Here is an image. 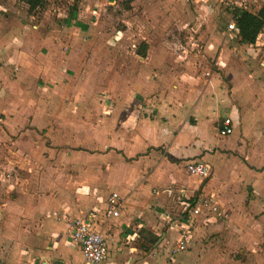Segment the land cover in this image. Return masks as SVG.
<instances>
[{
  "label": "crops",
  "instance_id": "1",
  "mask_svg": "<svg viewBox=\"0 0 264 264\" xmlns=\"http://www.w3.org/2000/svg\"><path fill=\"white\" fill-rule=\"evenodd\" d=\"M263 7L264 2L259 1L246 11L257 14ZM88 9L80 27H89L92 21ZM228 14V21L234 18V12ZM2 17L0 14V264H90L68 239V220L81 214L90 217L92 228L106 240L108 256L98 264H123L122 246L117 242L121 233L128 242L139 232L149 233L146 253L137 264H191V258L198 256L193 251L204 248L201 239L206 229L229 224L212 216L244 212L258 217L257 223L264 222V127L257 121V111L244 106L254 103H247L249 89L262 74L244 62L252 56L263 66L264 25L254 44L242 42L238 33L234 34L236 43H229L223 26V37H215L208 51L216 60L211 68L178 71L175 66H165L155 72L149 66L139 77H129L134 95L106 99L108 107L100 104L102 116L113 117L109 139L100 141L99 153L95 148H70L63 138L58 145H44L41 150L47 158L38 161V132L45 129L46 135L51 134L48 125L53 128L52 121L59 116L52 108L48 111L44 99H52L51 86L56 82L64 87L59 79L66 78L74 64L70 58L64 62L61 52L51 48L48 34L42 40L48 54L39 57V65L25 66L22 54L27 42L32 44L37 37L16 27L14 19ZM31 49L26 48L30 54ZM55 54L61 57L55 58ZM225 118H231L233 133L221 136ZM68 126L61 124V129ZM56 151L60 166L55 168V160L50 158ZM26 152L29 154L24 156ZM87 156H92L90 162H86ZM195 160L210 166L207 180L185 171L186 163ZM15 164L28 168L40 181H27L28 186H23L21 179L17 185V177L11 175ZM70 172L77 177L76 191L70 187L74 184ZM113 192L122 199L119 215L107 217V201ZM174 197L179 204H174ZM201 197H211L217 211L203 209L195 217V226L187 233L188 251L169 263L166 253L185 230L172 223L166 227L167 220L161 217L167 208L178 213L203 203ZM98 207L101 212L96 211ZM39 220H43L41 225L36 223ZM208 221L212 223L209 228Z\"/></svg>",
  "mask_w": 264,
  "mask_h": 264
},
{
  "label": "rangeland",
  "instance_id": "2",
  "mask_svg": "<svg viewBox=\"0 0 264 264\" xmlns=\"http://www.w3.org/2000/svg\"><path fill=\"white\" fill-rule=\"evenodd\" d=\"M86 7H89L87 14L92 17V21L87 24L89 27L83 28L80 27V22L82 23L86 16ZM229 12L231 10L222 0H47L41 8L32 13L28 12V6L20 0H0L2 19H14L16 27L20 25L32 37H37L34 43L27 42V46H24L25 53L21 58L23 64L26 62L25 66L37 63L39 65V57L48 54L49 48L46 49L48 46L44 42L48 34H51L48 36L52 42L51 48L57 53L61 52L64 62L70 58L74 64L67 71L66 78L58 77L62 80L59 82L64 84L63 88L57 82L54 85L48 82L52 85L53 95L52 99L50 96L44 99L43 105L48 111L52 108L59 116L56 121H52L53 128L48 125V128L52 129L49 130L51 134L46 135L45 129L38 132V161L47 158L41 150L44 145H58L63 138L67 139L70 148H95L96 153H99L97 150L101 149L100 141L109 139V121L113 117L102 116L100 104L103 102L102 104L108 107L106 99L113 98V101H116L134 95L128 83L129 77H139L149 66L155 72L165 66H175L178 71L181 68L206 69V66H215L216 60L209 56L208 51L215 37H223L220 29L228 22ZM222 20H225L224 23ZM224 38L231 44L237 41L234 33H229ZM27 47L32 48L31 54L26 50ZM61 56L55 54V58ZM244 65L262 73L254 80L252 89H249L251 97L247 99V103H254L244 106L251 111H257V121L264 127V64L260 67L258 58L251 56L249 62H244ZM255 65L258 67L255 68ZM61 124H68L69 128L61 129ZM97 129L105 131L106 135L100 134ZM28 154L26 152L24 156ZM91 157L87 156L86 162H90ZM59 158L58 151L55 152L54 158H50L55 160V168L56 165L60 166L56 161ZM69 174L73 176L74 181L70 187L76 191V174ZM11 175L17 177V185L21 179L23 186L27 185V181L33 182L32 184L40 181L28 168H19V164L12 168ZM8 195L13 197L11 192ZM174 199V204H179V200L175 197ZM200 199L206 204H212L211 197ZM2 204L0 201V205ZM97 209V212L100 211L99 207ZM182 211L177 213L175 210L165 209L161 219L167 220L166 227L170 226V223L180 227L182 218L189 217L188 212ZM212 217L220 220L219 223L224 220V224H229L219 229L213 225V229L216 227L217 230H205L206 233L201 239L204 248L193 251L198 253V256L191 258L193 262L197 260L199 264H264V222L257 223L258 217H249L244 212L226 217L216 214ZM212 217L207 219L211 220ZM209 221L207 228L212 224ZM36 223L41 225L43 220ZM159 223L160 220L156 225H160ZM158 227L162 229V226ZM124 235L121 233L117 240L118 245L122 246V263L137 264L146 253L148 246L145 244L149 243V233L139 232L133 242H128ZM132 247L136 250H130ZM110 251L112 252V248ZM162 251L163 248L157 249L158 255ZM167 254L168 252L166 259ZM136 255L140 257L134 260V263L131 262Z\"/></svg>",
  "mask_w": 264,
  "mask_h": 264
},
{
  "label": "built area",
  "instance_id": "3",
  "mask_svg": "<svg viewBox=\"0 0 264 264\" xmlns=\"http://www.w3.org/2000/svg\"><path fill=\"white\" fill-rule=\"evenodd\" d=\"M226 3L229 9L233 12L236 9H249L253 5H256L259 1L264 2V0H222ZM225 29L229 33H238V28L234 18H230V20L224 25ZM264 59V56H263ZM219 133L221 136H228L233 133V124L231 118H225L222 123V128H220ZM185 171L201 180L205 181L210 177V166L202 162L200 160H195L192 162L186 163L184 167ZM108 208L106 209L105 215L107 217H118L119 215V206L121 205L122 199L120 195L117 193H111L108 198ZM188 205H186L187 207ZM206 209V212H216V207L211 204L200 203L196 206H189L183 210L184 212H188V219L185 218L182 220V228L185 231L181 232V236L179 241L175 244V246L170 248L168 252L169 261H173L174 258L179 256L181 253L188 251V231L191 229L194 224L195 217L202 213V210ZM187 220V221H186ZM68 226V239L69 241L77 246L84 257L85 263L90 264H98L107 259L108 256V247L105 238L103 235L95 231L92 228L90 217L87 214H81L78 217L69 219L67 222ZM171 264V263H170ZM191 264H199L197 260L195 262H191Z\"/></svg>",
  "mask_w": 264,
  "mask_h": 264
},
{
  "label": "trees",
  "instance_id": "4",
  "mask_svg": "<svg viewBox=\"0 0 264 264\" xmlns=\"http://www.w3.org/2000/svg\"><path fill=\"white\" fill-rule=\"evenodd\" d=\"M28 6V12L32 13L41 8L47 0H20ZM77 1V0H75ZM234 19L238 27V35L242 42L254 44L255 40L264 25V7L257 14L243 9H236Z\"/></svg>",
  "mask_w": 264,
  "mask_h": 264
}]
</instances>
